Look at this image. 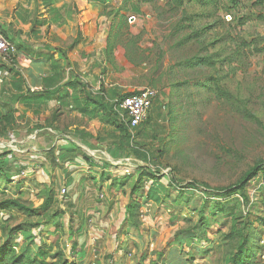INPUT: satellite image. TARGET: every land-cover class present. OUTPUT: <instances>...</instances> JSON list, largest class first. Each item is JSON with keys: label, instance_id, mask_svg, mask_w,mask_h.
Instances as JSON below:
<instances>
[{"label": "rangeland", "instance_id": "374dc122", "mask_svg": "<svg viewBox=\"0 0 264 264\" xmlns=\"http://www.w3.org/2000/svg\"><path fill=\"white\" fill-rule=\"evenodd\" d=\"M106 1L103 12L121 8L128 17L125 43L137 51L128 50L131 64L125 45H117L116 62L105 69L109 84L126 97L146 88L158 92L131 140L133 148L150 151L151 161L128 150L119 158L110 154L106 173L89 175L83 187L80 179L65 185L64 172H22L20 158L9 160L0 202L19 199L35 208L51 188L54 203L42 218L4 211L0 230L34 224L29 255L49 263L62 255L76 264H230L242 240L231 233L235 216L248 222V264H264V173L247 185L246 200L234 192L250 168L264 163V54L256 49L264 43V6L190 0L174 9L166 0ZM111 20L96 18L94 25L108 29ZM200 56L213 57L215 65L178 66ZM211 77L217 80L212 92L205 83ZM174 85L182 87L173 100ZM221 88L227 95L219 98ZM114 128L106 124L104 134L112 137ZM134 186L139 192L129 213ZM22 239L16 237L17 247Z\"/></svg>", "mask_w": 264, "mask_h": 264}, {"label": "crops", "instance_id": "0c3cea01", "mask_svg": "<svg viewBox=\"0 0 264 264\" xmlns=\"http://www.w3.org/2000/svg\"><path fill=\"white\" fill-rule=\"evenodd\" d=\"M104 8L90 0H0V31L17 49L13 63L0 54V123L12 116L0 145L10 152L6 161L20 158L22 172L39 167L64 172L65 185L84 182L124 153L119 121L106 113L113 106L125 123L120 92L105 75L109 28L94 25ZM106 124L115 126L112 137ZM32 233L19 234L18 251Z\"/></svg>", "mask_w": 264, "mask_h": 264}, {"label": "trees", "instance_id": "16d2710c", "mask_svg": "<svg viewBox=\"0 0 264 264\" xmlns=\"http://www.w3.org/2000/svg\"><path fill=\"white\" fill-rule=\"evenodd\" d=\"M95 3H101L106 5V0H90ZM129 0H126L125 3H127ZM138 4L142 3H154L155 1L159 0H137ZM170 7L174 9H181L183 8L187 2L190 0H166ZM199 3H201L203 6L215 4L218 0H195ZM258 5L264 6V0H258ZM107 9V7H106ZM137 10V8H135ZM101 16H105L108 18H112L110 25H109V31L106 38V48H105V54L108 59V61L111 64L115 63V49L117 45L120 43L124 44L126 47V55L129 62L131 64H135V58L134 56H130L129 49L132 48L131 54H136V47H132L131 43H125V41L128 39L129 32L128 27V17L122 13L121 8H118L116 10H111L109 12H103ZM191 40V38H186V41ZM258 49V52L261 54H264V43L263 46L256 47ZM187 64L189 69L192 71L199 70L200 68L204 69L205 67H213L215 65V62L213 61V57L211 56H200V57H194L190 59L188 62H184L182 64H179L178 66ZM186 66V65H185ZM217 82L214 78H208V80L205 81L206 88L212 89V86ZM208 85V86H207ZM182 87L181 85H174L171 88V96L173 100L176 98L174 93L177 89ZM196 87H199L198 84ZM212 92V90H210ZM183 93V92H182ZM227 93L225 90L218 89L217 96L223 97L226 96ZM181 96V95H179ZM118 100L121 102L126 95H117ZM181 102V98L179 100ZM106 110V109H105ZM107 116L110 118L109 121H119L117 129H119L120 132V151L127 152L128 154H132L135 158L142 160L144 162H150L152 154L150 155V151L147 150H140L139 148H133L131 143V135L129 134V128L124 122H120V119H118V113L114 111L113 106H109L107 110ZM114 116V118H113ZM12 116L9 115L7 118H5V121L7 122V125H10ZM6 124L0 123V137L6 135L8 126ZM159 152H161L159 150ZM10 154V152H2L0 153V177L4 178L6 175H8V161H6V157ZM264 173V163H257L252 168H250L245 175L238 181V183L234 187V192H238L241 197H243L244 200L247 199V196L245 194L247 185L258 177L259 174ZM47 186V185H46ZM48 190V197L45 199V201L42 203L41 206H37L35 208H31L30 206H26L24 202H22L19 199H7L0 202V217L1 214L4 211L15 209L17 211H20L22 213H26L30 217H45L46 213L50 210L52 207V204L54 203V198L51 194H53V191L51 188ZM139 192V186H134L131 189L130 192V200L127 204V209L129 213H134V209L136 207V204L133 201L134 196ZM238 217L236 218L233 216V226H232V234L238 233L241 235V243L239 244L235 254L230 258L229 262L230 264H248V261L246 259V253H247V244H248V238L246 234V229L248 227V222H237ZM243 223V224H241ZM25 225V224H23ZM34 224H28V226H17L16 228H11L10 230H7L6 227H2V231L5 234L6 237L4 238V242L0 244V264H76L75 262L69 261L68 259H60L55 260L52 263H49L47 261L46 257L38 256V257H31L29 255V247L24 248L23 250L18 251L17 250V242L16 237L21 234L22 232H28L33 229Z\"/></svg>", "mask_w": 264, "mask_h": 264}, {"label": "built area", "instance_id": "2783aa9c", "mask_svg": "<svg viewBox=\"0 0 264 264\" xmlns=\"http://www.w3.org/2000/svg\"><path fill=\"white\" fill-rule=\"evenodd\" d=\"M0 54L10 63H13L17 54V49L0 31ZM158 98V92L151 88L143 89L135 95L125 97L120 103L119 108L122 111V119L128 126L131 138L135 136L133 130L138 128L146 119L148 112L154 106ZM66 189L62 190V194Z\"/></svg>", "mask_w": 264, "mask_h": 264}]
</instances>
